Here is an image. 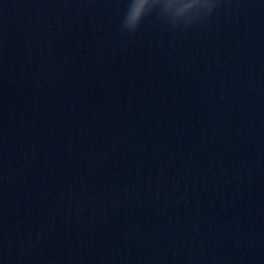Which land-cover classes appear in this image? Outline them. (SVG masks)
<instances>
[{
  "label": "clouds",
  "instance_id": "clouds-1",
  "mask_svg": "<svg viewBox=\"0 0 264 264\" xmlns=\"http://www.w3.org/2000/svg\"><path fill=\"white\" fill-rule=\"evenodd\" d=\"M216 0H128L122 29L135 32L143 19L153 12L171 23L198 18L201 10L211 12Z\"/></svg>",
  "mask_w": 264,
  "mask_h": 264
}]
</instances>
